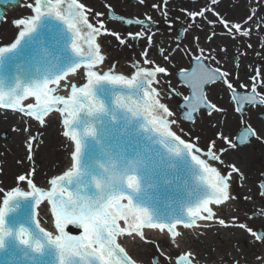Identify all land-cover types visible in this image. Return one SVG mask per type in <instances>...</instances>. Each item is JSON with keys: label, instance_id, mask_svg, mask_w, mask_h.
<instances>
[{"label": "snow or ice", "instance_id": "snow-or-ice-1", "mask_svg": "<svg viewBox=\"0 0 264 264\" xmlns=\"http://www.w3.org/2000/svg\"><path fill=\"white\" fill-rule=\"evenodd\" d=\"M10 2L15 3V0ZM139 3L144 5L145 0H139ZM219 3L220 0H210L209 6L206 0L198 10L183 11L193 21L199 17L201 23L206 21L209 25L222 26L221 39L241 43L245 38L250 40L253 25L258 32L264 33V15L260 14L264 12V0L247 4L244 15L235 20L216 10ZM28 7L34 15L29 19L14 21L18 34L10 45L0 47V61L9 53H14L26 37L31 40L45 18H54L66 26L72 56L63 55V49L53 54L41 48L40 61L47 62L43 72L37 69L38 75L26 82H21L17 76L14 86H9L7 90L5 78H0V107L17 111L27 118L23 128L14 130L29 136L33 122L41 127H49L53 115L58 114L64 126L63 135L74 143V151L70 170L51 178L48 191L38 187L31 178L35 169L16 176L18 182H26L31 190L24 192L13 189L7 193L0 207V251H8L11 246L7 264H23L24 261L36 264L37 256H43L46 251L52 254L55 264H142L129 250L127 240L130 239L133 246L136 241L151 243L152 238L144 230H158L160 238H167L170 246L180 249L182 241L185 244L195 242L193 238L185 236L184 230L196 226L197 221L218 222L226 229L235 228L249 234L255 242L252 247L260 249L254 253L251 264H264V230H253L245 222L237 223L235 216L228 221L219 215L233 201H238L241 195L245 200L253 199L251 195L237 191L243 188L240 182L246 183L248 178L235 164H226L222 154L228 150L229 144L236 148L250 142L251 137L257 140H264V137L244 124L247 136L239 138V145L217 132L201 147L200 134H196V142L193 143L191 129L188 140L182 138V128L181 134L173 130L180 123L191 124L199 119L211 121L212 115L229 111V107H218L205 97L204 92L209 85H221L229 100H235V105L230 106L231 110L241 116L246 106L264 107V81L254 83L250 91H238L247 89L249 85L239 83V76L234 85L231 70L206 63V60L215 61V57L210 51L206 56V49L199 47L198 43V54L192 53L190 48L186 51L180 49L179 43L174 51L161 46L157 50L159 60L150 59V47H146L142 53V63L132 62L133 71L130 74H116L113 70L116 66L105 67L106 39L115 37L119 46H127L126 40L134 41L140 33H129L128 37H122L120 33L107 28L102 19L105 14L101 12L92 13L100 18L98 26L91 23L86 15L91 10L78 0H34V6L30 4ZM152 7L155 9L158 5L153 4ZM209 14L214 15L215 19L208 20ZM119 19L129 25L146 24L144 20H126L122 16ZM190 27L199 28L201 24H191ZM82 29H86V32H82ZM58 35L62 36L63 30ZM216 35L213 31L207 37L208 41L211 42ZM146 39L149 46L155 45L153 36L148 35ZM260 39L264 42V37ZM81 40L87 45L86 49L79 43ZM196 40H199L198 36ZM248 47L253 48L251 43ZM183 55L192 57L193 67L190 70L180 69L186 77L190 95L184 97L185 109L178 114L167 104L162 89L172 93L168 79L171 75L168 68L170 57L174 60L176 56L182 58ZM257 76L264 77V71L256 70V76L249 78L255 81ZM69 77L81 82L73 83ZM62 82L64 88L70 89L67 97L54 94L61 88ZM105 86H109L107 91ZM105 95L108 99L104 98ZM26 98H33L34 102L21 106V101ZM217 139L223 140L225 146L220 147ZM87 141L94 143L99 152L98 158L90 154L85 161ZM155 145H159V148ZM28 148L30 152L31 143ZM28 159H32L30 154ZM176 159L181 161L203 192L192 203L185 205L180 216L161 220L145 204L134 202V197L145 191V185L154 187L156 178L166 177L168 169L175 167L171 162ZM212 162L220 167L213 166ZM164 182L168 183L166 179ZM71 185H74V189L70 191ZM88 188H94L91 195L86 191ZM256 191L260 200L264 201V183ZM19 197H31L34 205L41 206L42 215L54 221L58 234L53 236L41 227L35 214L33 224L36 231L24 223L8 226L6 215L19 207ZM261 211L264 212V204ZM121 221L125 227H121ZM69 225L81 228L82 235H69L65 231ZM159 256L165 258V264H200V258L190 247L181 249L174 262L171 252H164L162 248H158ZM221 259L223 264H250L243 251L230 258L226 253Z\"/></svg>", "mask_w": 264, "mask_h": 264}, {"label": "rangeland", "instance_id": "rangeland-1", "mask_svg": "<svg viewBox=\"0 0 264 264\" xmlns=\"http://www.w3.org/2000/svg\"><path fill=\"white\" fill-rule=\"evenodd\" d=\"M21 6L10 7V10H6V21L4 25H0V47L10 45L18 34V26L14 24V21L24 18L29 19L33 16L32 10L27 6L34 2V0H21ZM81 3L88 6L86 15L91 21L97 24L98 19L94 16L93 12L103 13L100 3L97 0H79ZM105 20L104 16L102 17ZM106 26L114 27L113 23H105ZM116 29V27H114ZM122 37H128V34H121ZM197 35H191L189 37L190 42L196 45ZM165 43L163 47L166 50H175L177 43L169 39L168 37L154 39L155 45H159L160 41ZM199 41V40H198ZM141 42L132 45V43L126 40V45L123 46L124 50H119L118 42L115 37L106 39V66L113 65L117 62L116 67L119 69V74H130L133 69L129 66V63L133 61H140L142 63V53L147 47L143 44L141 48ZM172 44H176L175 47ZM180 49L187 50L188 48L179 44ZM159 47L152 46L150 49V59L159 60L157 56V50ZM206 49L205 55L211 52V55L215 57V61H205L213 67H221L224 70H231L233 72V83L237 84L236 77L239 76V83L247 84V89H238V91H250L252 85L260 84L264 81V77H256L253 81L249 77L256 76V70L264 71V57L261 58V54L264 52V44L249 48L248 44H236L226 45L223 47L203 46ZM225 50H221V49ZM263 49V51H261ZM258 51V53L253 54ZM192 53H197L198 50H191ZM236 58L233 61L232 58ZM192 57L189 55L176 56L173 60L170 57L171 63L168 64L169 72L171 73L168 78L171 83L172 93L169 94L167 89H162L163 94L166 97L167 104L180 113V107L177 106V100L179 97L184 98L188 94V90L185 86L179 83L176 72L181 68L187 69L190 66L189 60ZM191 62V61H190ZM116 70V69H113ZM258 91L261 89L258 88ZM178 93V94H177ZM208 99L217 104L218 107H229V111L226 114H214L211 116V121L208 119H199L198 122L193 123H180L179 127L174 126L173 130L177 134H181L180 129H183L182 138L189 139V129H191L192 142L195 143L196 134H200L201 139L199 144L201 147L213 137L217 132L223 136L229 138V141L235 143V135L237 131L243 127L244 124L250 126V128L257 131L264 130V121L261 118V114L264 112V107H249L246 106L244 114L241 116L237 112L231 110L230 106L235 105L234 100H229V96L222 90L221 85H209L206 89ZM173 95L178 96L175 98ZM1 112H4L0 108ZM0 112V134L7 131L10 135V139L6 140L0 136V160L6 162H12L16 158H19L20 164L17 165V170L10 177H4L0 174V198L7 195L8 192L13 189H21L20 191H29L26 188V182L20 183L16 180V176L19 174H26L35 169L33 173L35 184L42 188L46 187V184L50 181L54 174H59L64 170V161L69 152V143L66 146L60 144L63 139V131L60 129L63 127L57 120L51 121L50 127H41L37 122H33L31 127V136L27 133L21 134L15 131V128H23L27 118L17 113H11L8 111V116L1 114ZM200 113L197 114V117ZM219 122V123H217ZM34 138V139H33ZM32 144V149L29 152L28 145ZM217 144L220 147L225 146V142L221 139H217ZM31 155L32 159H28V155ZM223 160L226 164H235L246 176L247 182L243 183L242 189L237 191L243 194H248L253 197L251 200H245L243 195L238 201H233L226 209L219 213L221 218L228 221L232 220V217L237 218V223L245 222L248 227L253 230H264V212L261 211V205L264 201L260 200V197L256 191L259 183L263 181L261 173L264 172V140H257L255 137L249 144L244 146H238L232 148L231 144L228 145V150L222 154ZM212 165L220 167L216 162H212ZM15 177V178H13ZM214 228V230L212 229ZM203 229V231L201 230ZM194 232H188L195 240L194 243H190L191 250L200 258V264H223L221 257H224L227 253L229 257L236 255L239 251H243L249 262L254 259V253L259 252L260 249L253 248L252 244L255 243L249 236V234L242 233L235 228H224L217 223L209 222L205 227ZM138 247H142V251L137 256L138 261L142 264H153V258L158 257V248H162L164 252H171L172 260L175 261L179 249H175L169 245L168 240L152 239L151 243H136ZM158 264H165V258L163 256L158 257Z\"/></svg>", "mask_w": 264, "mask_h": 264}, {"label": "water", "instance_id": "water-1", "mask_svg": "<svg viewBox=\"0 0 264 264\" xmlns=\"http://www.w3.org/2000/svg\"><path fill=\"white\" fill-rule=\"evenodd\" d=\"M19 3L20 0H15V3H11L10 0H0V25H4L6 21L5 8L18 5ZM31 4L34 5V2ZM49 28H51V31L49 30ZM65 29L66 26L63 25L60 21H57L54 18H45L38 25L36 32L32 34L31 40L26 37L21 41V44L17 47L14 53H9L7 57L0 61V78H5V90H7L9 86H14V80L17 76L20 78L21 82H26L30 78L36 77L38 75L37 69H40V72L44 71L47 62L40 61L41 53L39 50L41 48H46L53 54L63 49V55L69 57L72 56L70 48L68 47L70 34ZM62 30L63 35L59 36L58 34ZM82 32H86V29H82ZM79 43H81L85 49L87 48V45L84 44L82 40L79 41ZM138 62L140 63V61ZM60 64L61 66H63V61H61ZM53 71H55V69H53ZM178 77L181 83L188 87L185 75L179 72ZM108 87L109 86H105L106 91L108 90ZM189 95L190 89L188 96ZM204 95L206 97L205 92ZM104 98L108 99L106 95L104 96ZM26 99L23 102L21 101L23 106L29 102H33L32 98ZM192 102L195 103V100H193ZM178 104L181 109H185L186 101L184 99L180 100ZM3 109L6 111L11 110L6 108ZM6 111H4L5 114H8V112ZM11 113H17V111ZM17 114L22 115L21 113ZM262 118L264 119V113L262 115ZM2 136L5 139L9 140L6 132L2 134ZM242 136H247V131L244 127L241 128L236 135L235 141L238 145L239 138ZM252 138L253 137L250 138V141ZM86 143L88 144V147H86L84 150L85 161L88 160L90 154L98 158L99 152L95 148L94 143L92 141H87ZM154 147L159 148V145H155ZM171 163H173L175 167L168 169L166 177L156 178L154 187H147V185H145V191L140 195L134 197V202L145 204L147 207L152 209L156 213L157 218L161 220H168L173 216H180L185 205L192 203L196 196L202 194L203 192V189L200 188L192 179L189 171L184 167L179 159L173 160ZM165 179L168 181V183L164 182ZM73 189L74 185L69 186L70 191ZM86 191L89 195H91L92 192H94V188H88ZM189 192L192 193L191 196H189ZM17 200L19 203V207L14 212H10L6 215V224L8 226L15 227L19 223H24L25 226L31 227L33 231H36L33 224V214H35L36 219L38 205H34V201L31 199V197H19L17 198ZM39 209V218L42 221H40V225L42 226V224H45L47 220L49 221V219L47 216L42 215L41 206ZM200 222L204 221H198L196 226L189 230L193 231L198 227ZM120 224L121 227H125L122 221L120 222ZM65 231L71 236H79L82 235L83 232L81 228L72 225L67 226L65 228ZM10 251L11 246L9 247L8 251H0V264H7ZM23 264H29V262L24 261ZM36 264H55V262L52 254L46 251L43 256H37ZM154 264H157L156 258L154 259Z\"/></svg>", "mask_w": 264, "mask_h": 264}, {"label": "flooded vegetation", "instance_id": "flooded-vegetation-1", "mask_svg": "<svg viewBox=\"0 0 264 264\" xmlns=\"http://www.w3.org/2000/svg\"><path fill=\"white\" fill-rule=\"evenodd\" d=\"M100 3L99 7L104 10V23H113L114 27L110 26L107 28L118 32L120 34L129 33H140V36L135 40V44L141 42V48L145 43L147 47H151L148 44L146 36L151 35L156 38L168 37L176 43H183L185 48H190L191 50L197 49V43L199 47L203 46H213V47H223L226 45H236V44H249L251 43L253 49L255 46L264 44L260 37H264V33L258 32L255 25H253V36L249 40H245L241 43L240 41H233L231 39H221L220 34L223 32L222 26L216 24L215 26L209 25L206 21L201 23V18L197 17L194 21L189 18L183 10L194 11L198 10L199 7L205 5L206 0H145V4L141 5L139 0H97ZM209 6L210 0H207ZM254 3V0H220L218 7L216 8L221 14L229 19H238L240 16L244 15L247 10L246 5ZM158 5L157 8H153L152 5ZM107 5V7H106ZM86 8L88 6L85 4ZM255 10V9H253ZM264 15V12L260 13ZM123 15L128 19L144 20L146 21L145 26H140L135 23L127 26L124 22L119 21L114 16ZM151 18L150 20L148 18ZM215 19L214 15L209 14L208 20ZM191 24H201L199 28L190 27ZM215 31L217 33L216 37L213 38L211 42L208 41L207 37ZM191 35H197L199 41H196V45L190 42L189 37ZM179 36V40L177 37ZM108 37L107 39H110ZM132 42L131 39H127ZM159 45H154L155 47H161L165 41L161 40ZM133 45V44H132ZM176 44H172L175 47ZM124 50L123 46H119L118 51ZM263 51V49H261ZM258 53V51L253 54ZM264 57V52L261 54V58Z\"/></svg>", "mask_w": 264, "mask_h": 264}, {"label": "bare ground", "instance_id": "bare-ground-1", "mask_svg": "<svg viewBox=\"0 0 264 264\" xmlns=\"http://www.w3.org/2000/svg\"><path fill=\"white\" fill-rule=\"evenodd\" d=\"M106 66V65H105ZM107 68V67H106ZM116 72V74H119V69L116 68V70H114ZM69 79L71 80V82L73 83H76L77 79H73L72 77H69ZM70 93V89H66L63 87V84L61 85V88L57 90L56 95H64L65 97H67ZM1 112V111H0ZM1 114H4L5 116H8V114H5V112H1ZM54 120H57L59 123L62 124V119L59 117L58 114L56 115H53L52 117V121ZM50 127V126H49ZM48 127V128H49ZM62 129L63 127L60 129V131L62 132ZM260 136L264 137V130H259L258 131ZM64 137V135H63ZM62 142H60V144L63 146H66L65 142L66 143H69V152H68V155L66 156L65 158V163H64V170H68L70 169V165H71V155H72V152L74 151V143L70 141L69 138H66L64 137L63 139H61ZM19 161V158H16L14 161L12 162H6L4 160H0V174L4 175V177H10L12 174H14L17 170V165L20 164ZM19 166V165H18ZM214 166V165H213ZM63 170V171H64ZM56 174H54L53 176H55ZM15 178V177H13ZM53 178V177H51ZM51 180V179H50ZM27 185V184H26ZM28 186H26L27 188ZM46 187L47 188H44L45 191H48L50 190V185L49 183L46 184ZM21 190V189H20ZM3 197L0 198V207H2V204H3ZM209 222H200L198 227L195 228L193 231H190L189 229H185L184 232H185V236L188 237V235H190L188 232H194L195 230H199L203 227H205ZM214 230V228H212ZM145 233L148 237H151L152 239L154 240H163L162 238H160V234H159V231L158 230H145ZM120 239H123V238H120ZM167 239V238H166ZM140 243L139 241H136L135 242V246H133V242L129 239L126 241L128 247H129V250L132 252V254L137 258V256H139V254L141 253L142 251V247H138V245L136 243ZM189 246H191V244H185L183 241L181 243V248L179 249L181 251V249H185V248H188ZM229 257V256H228ZM222 258V257H221ZM230 258V257H229ZM139 260V259H138Z\"/></svg>", "mask_w": 264, "mask_h": 264}]
</instances>
